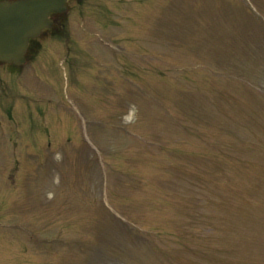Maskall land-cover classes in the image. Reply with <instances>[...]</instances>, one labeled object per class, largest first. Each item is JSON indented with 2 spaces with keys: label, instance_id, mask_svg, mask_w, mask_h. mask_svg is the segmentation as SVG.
Masks as SVG:
<instances>
[{
  "label": "rangeland",
  "instance_id": "374dc122",
  "mask_svg": "<svg viewBox=\"0 0 264 264\" xmlns=\"http://www.w3.org/2000/svg\"><path fill=\"white\" fill-rule=\"evenodd\" d=\"M149 1L144 3L147 13L142 17L146 23H141L147 27L150 50L155 47L153 43L176 49L179 45L174 40L166 41L176 36L192 47L188 55L174 53V57L199 61L195 57H200L201 48L210 51L207 41L214 39L222 44L223 57L215 51L208 59L224 60L231 66L226 69L228 74L243 76L253 83V95L264 96V35L253 22L257 21L242 11L248 9L249 2L264 18V5L255 0ZM118 6L122 8V4ZM225 6L230 10L224 21ZM214 30L217 34L213 36ZM91 46L100 61L90 51L77 57L72 55L58 62L49 79L34 82L38 96L24 97L26 106L31 108L27 127L17 121L7 127L0 120V155L11 152L15 146L26 155L38 139L44 140V149L33 154L36 158L29 171L41 172H36L42 183L38 197L55 206L52 212L63 222L55 216L49 222L41 200L26 196V173L21 172L14 176V187H10V182L9 186L0 187L1 220L35 228L41 237L53 236L64 223L70 236L59 231L63 234L59 238L62 247L47 251L33 242L25 245L24 232H14L12 236L0 231V264H264V102L259 98L253 100L228 80L220 85L225 95L236 103L240 98L253 109L227 107L220 113L208 112L211 83L223 77L222 73L201 67L183 72L171 68L181 74H208L207 87H193L184 78L180 79V90L167 82L153 85L148 73L140 78L141 83L148 85H139L129 79L112 78L117 73L112 57L118 56L117 43L93 42ZM144 47L145 44L141 50ZM150 50L139 60L147 66V72L158 74L159 58ZM166 56L170 54L166 52ZM182 63L178 59L175 64L183 66ZM86 68H93L88 84L83 83ZM168 92L174 93L171 98L178 105L190 108L200 124H207L209 132L224 128L221 139L229 133L235 136L232 144L225 146L226 152L201 166L192 180H188V173L167 167L162 160L154 165L162 174L155 169H140L136 175L126 171L144 167L148 158L161 153L156 140L125 129L123 116L133 111L142 122L134 123L137 131L148 133L160 120L164 132L170 133L165 118L160 119L157 114L170 98ZM47 109L52 119L49 114L41 116ZM228 112L234 117L231 121L221 117ZM183 129L181 126L180 130ZM17 130L22 136L32 135L31 142L16 134ZM60 138V143L53 145ZM167 141L171 151L186 152L189 156L204 152L192 146L178 147L171 138ZM220 147V143H210L211 150ZM0 163L9 169V158ZM27 186L31 193L32 183ZM179 187L180 195H168ZM196 188L200 189L202 201L191 204L189 192ZM188 204L192 210L189 219L185 216ZM117 213L132 219L138 230L132 232L120 226L112 216ZM147 218V223L160 228L167 240L145 228ZM17 230L22 231L23 227Z\"/></svg>",
  "mask_w": 264,
  "mask_h": 264
},
{
  "label": "water",
  "instance_id": "95a60500",
  "mask_svg": "<svg viewBox=\"0 0 264 264\" xmlns=\"http://www.w3.org/2000/svg\"><path fill=\"white\" fill-rule=\"evenodd\" d=\"M49 3V1H37L31 5L29 2H20L12 4L9 9L2 7L3 9H0V41L3 38V43L7 42L17 48L24 49L28 39L35 36L37 31L45 25L46 10L44 11V9ZM9 19H13L14 24L5 31L2 29V25Z\"/></svg>",
  "mask_w": 264,
  "mask_h": 264
},
{
  "label": "bare ground",
  "instance_id": "6f19581e",
  "mask_svg": "<svg viewBox=\"0 0 264 264\" xmlns=\"http://www.w3.org/2000/svg\"><path fill=\"white\" fill-rule=\"evenodd\" d=\"M13 24H14V20L13 19H9L4 25H2V29L7 31L13 26ZM3 30H2V32L4 33Z\"/></svg>",
  "mask_w": 264,
  "mask_h": 264
}]
</instances>
